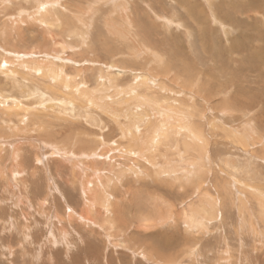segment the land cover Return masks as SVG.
Listing matches in <instances>:
<instances>
[{
  "label": "rangeland",
  "instance_id": "obj_1",
  "mask_svg": "<svg viewBox=\"0 0 264 264\" xmlns=\"http://www.w3.org/2000/svg\"><path fill=\"white\" fill-rule=\"evenodd\" d=\"M48 1L0 0V264H264V0H54L58 29ZM153 99L202 133L199 189L154 175L188 136L123 153Z\"/></svg>",
  "mask_w": 264,
  "mask_h": 264
},
{
  "label": "bare ground",
  "instance_id": "obj_2",
  "mask_svg": "<svg viewBox=\"0 0 264 264\" xmlns=\"http://www.w3.org/2000/svg\"><path fill=\"white\" fill-rule=\"evenodd\" d=\"M114 1V0H113ZM122 1H124V0H122ZM43 2H44V0H43ZM53 2H54V0H53ZM53 2H51V3H49V1H48V3H46V4H42V5H40L39 6V8L40 9H42V10H44V12L43 13H41L40 15H39V17L37 18V19H39V20H41L42 21V24H44V25H47V26H49V27H52V25H53V27H55L56 29H58V28H60L61 27V25H60V23L59 24H53L52 22H51V20L49 21L48 19L46 20L45 18H46V16L47 15H49V18L51 17L50 15V13H53V7H55L56 8V6H58V2H56V3H53ZM122 7H123V5H122ZM46 8V9H45ZM37 9V8H36ZM57 9V8H56ZM126 9V8H125ZM124 9V10H125ZM46 10V11H45ZM38 11V10H37ZM56 11V10H55ZM38 12H40V10L38 11ZM37 12V13H38ZM55 13V12H54ZM27 14V13H26ZM39 14V13H38ZM22 16V15H21ZM23 17V16H22ZM122 17H124L123 15H122ZM126 18H128V16L126 17ZM45 19V20H44ZM125 19V18H124ZM33 20V19H32ZM121 20V19H120ZM127 20H129V18L127 19ZM126 20V21H127ZM124 22V21H123ZM38 23V22H37ZM122 23V22H121ZM127 23V22H126ZM166 23V22H165ZM112 24V23H111ZM171 24V23H170ZM113 25V24H112ZM116 25V24H115ZM123 25H125V24H123ZM167 25H168V23H167ZM43 26V25H42ZM127 26V25H126ZM129 26V25H128ZM117 28V27H116ZM126 31V30H125ZM70 32V34L72 35V36H79V34L77 33V31H73V30H71V31H69ZM112 32H114V31H112ZM129 32V31H128ZM84 33V32H83ZM86 35V34H85ZM84 34H81V40H82V42H83V44L82 45H84V44H86V42L88 41L87 40V36H85ZM135 39V38H134ZM139 50H141L140 48H139V46H138V49H136L135 51H139ZM129 52V51H128ZM138 55H140V54H138ZM150 56L151 55H149V58H150ZM157 56V55H156ZM146 57V56H145ZM152 57V56H151ZM159 57V56H158ZM161 59V58H160ZM156 60V59H155ZM146 61V60H145ZM154 62V61H153ZM156 62H158V61H156ZM159 64V63H158ZM157 65V64H156ZM31 68H33V67H31ZM49 73V72H48ZM57 74V73H56ZM144 76V75H143ZM54 77V76H53ZM115 77V76H114ZM117 77V76H116ZM56 78V77H55ZM58 78V77H57ZM110 78V77H109ZM52 79V78H51ZM114 80V79H113ZM141 80V79H140ZM143 80H145V79H143ZM114 82V81H113ZM145 82H146V80H145ZM133 84V83H132ZM134 87V86H133ZM136 87V86H135ZM129 89V88H128ZM105 90V89H104ZM102 91V90H101ZM132 91V90H131ZM134 91V90H133ZM78 92V91H77ZM81 92V91H80ZM150 92H151V90H150ZM83 93V92H82ZM124 93V92H123ZM131 93V92H130ZM129 93V94H130ZM84 95H86V94H84ZM101 95V94H100ZM110 95V94H109ZM120 95V94H119ZM83 96V95H82ZM82 96H80V97H82ZM89 96V95H88ZM90 97V96H89ZM103 97V96H102ZM139 97V96H138ZM99 98V97H98ZM143 98V97H142ZM82 99V98H81ZM86 99H87V97H86ZM89 99V98H88ZM87 99V100H88ZM147 101V100H146ZM176 101H174V104L173 103H168V102H166V103H162V102H159V101H155L154 99H153V102L152 103H149L150 105H151V107L152 108H154L156 111H157V113L158 114H160L161 115V117L163 118V122H159L158 124H156V125H152V123H153V116H155L156 114L154 113L153 114V111H152V114H147L146 112V116H144L143 118L140 116L139 118L141 119L142 118V120L143 121H141L140 123H143L144 122V124L147 126V127H145L146 128V130H148L149 131V133H148V135L146 136V135H144V136H146V141L143 139V137H141L140 135H139V131H137L136 129H135V126L137 127V125H133V126H131V125H129V126H125V125H121L122 127H121V133L123 134V137H124V139H127L126 141H128V145L130 146L129 148V150L128 151H125V152H123L124 154H127V153H129V154H131L132 156L134 155V153H132V152H134V147L136 146L135 145V143H137V144H139L138 146H143V147H148V149H147V151H149V150H152L153 151V153L149 156V157H147L148 158V163H149V160L151 159V162L153 161V155H154V153L155 152H157V153H159L158 151L161 149V148H173V150H175L176 152H181L179 149H178V143H176L174 146H170V147H168L165 143L166 142H168V140L169 139H175V140H177V142H178V140L181 138V137H183L184 138V136H185V138L188 136L189 138L187 139V141L188 142H186V145L184 144L183 145V148H184V151L186 152V154H189L192 150H194V148L196 149V147H200V150L198 151L197 149H196V151H194L195 153V155H196V157H193L194 159H192V160H190V161H186L184 158H183V156H182V158L178 161V162H176V164L172 167V169L171 170H169L168 169V166H167V164L166 163H168V161H169V159H168V161L166 160L167 158L164 156V157H161V159L162 160H164V161H162V162H165V164L164 165H161L162 166V169H161V171L160 172H158V173H155L154 175H155V177H157V178H159V179H161V177H162V173H164L165 171L166 172H170V171H181V173L185 176V180L187 179H191V178H198L197 180H198V182L200 183H198L197 181V183H198V186L196 185V189H199L200 188V186H201V184H203L204 182H203V180H200V177L203 175V176H205V174L207 173V171H205L206 170V159H204V156H205V158H206V155H207V150H206V145H207V143H206V141H205V139L203 138V136L201 135L202 133H199V132H197V131H195V130H191V126H190V123H189V119L187 120V119H185V118H187L188 116H187V114L185 113V112H183V111H181L180 109V107L176 104V103H178V102H176ZM14 103V102H13ZM101 103V102H100ZM5 105V104H4ZM12 105V104H11ZM138 105V104H137ZM18 106V105H17ZM69 106H70V108H73L74 107V104H72V103H69ZM114 106V105H113ZM125 106V105H124ZM128 106V105H127ZM135 106V105H134ZM10 107V106H9ZM13 107V106H12ZM107 107V106H106ZM130 107V106H129ZM150 107V106H149ZM21 109V108H20ZM88 109V108H87ZM86 109V110H87ZM117 109V108H116ZM7 110H9V109H7ZM18 110V109H17ZM127 110V109H126ZM150 110V109H149ZM5 111V110H4ZM71 113H72V111H71ZM126 114V113H125ZM138 118V119H139ZM157 118V117H156ZM116 119V118H115ZM133 119V118H132ZM135 119V118H134ZM137 119V118H136ZM138 119H137V121H138ZM158 120V119H157ZM157 122V121H156ZM120 123V122H119ZM119 123H116V125L117 124H119ZM139 123V122H138ZM169 123H171V125H169ZM6 125H7V123H6ZM120 126V125H119ZM140 126V125H139ZM249 126V125H248ZM247 126V127H248ZM143 127V126H142ZM144 129V128H143ZM248 129V128H247ZM7 130V129H6ZM12 130H14V129H12ZM141 130H142V128H141ZM241 131V130H240ZM237 132H239V131H237ZM246 133V132H245ZM248 133V132H247ZM144 134V133H143ZM253 134V133H252ZM184 135V136H183ZM242 135V134H241ZM247 135V134H246ZM245 134H244V136H246ZM263 135V134H262ZM261 135V136H262ZM143 139V140H142ZM254 139V138H253ZM252 139V141L250 140L249 141V137L248 138H245V137H241V139H240V141H239V139H238V141H239V143H240V145H242L243 146V148H246L247 146H248V143H252L253 144V142H254V140ZM76 141V140H75ZM192 141H196L198 144H197V146H193V145H191V142ZM249 141V142H248ZM255 143V142H254ZM183 144V143H182ZM260 145V144H259ZM137 146V147H138ZM138 149V148H137ZM110 150V149H109ZM204 150V151H203ZM262 150H264V149H262ZM58 151V150H57ZM57 153V152H56ZM145 152H143V150H139L136 154H138V155H140V156H143V154H144ZM201 153H203L202 155H201ZM16 154V153H15ZM14 154V155H15ZM121 154V153H120ZM191 154V153H190ZM17 155V154H16ZM15 155V156H16ZM156 155V154H155ZM139 156V157H140ZM194 156V155H193ZM74 157V156H73ZM197 159H200V161H196ZM71 160V159H70ZM264 160V159H263ZM76 161V160H75ZM145 161H146V159H145ZM136 162V161H135ZM138 162V161H137ZM76 164V163H75ZM87 164H89V163H87ZM140 165V164H139ZM156 166V162H152L150 165H148L147 164V167H149V169L151 170V168L153 167H155ZM159 166V165H158ZM227 166V165H226ZM229 167H231V168H233V166H231L230 164H229ZM112 168V167H111ZM135 168V167H134ZM74 169H76V168H74ZM77 169H79V168H77ZM76 169V170H77ZM88 169V168H87ZM113 169V168H112ZM130 169V168H129ZM90 170H92L91 172L92 173H95V171H93V167H91V169ZM131 170H132V168H131ZM22 171V170H21ZM82 171V170H81ZM84 171V170H83ZM88 171V170H87ZM76 172H78V171H76ZM86 173V172H85ZM84 173V174H85ZM88 173V172H87ZM98 173V172H97ZM147 173V172H146ZM83 174V175H84ZM79 175V174H78ZM87 175H89V174H87ZM98 175H100V174H98ZM143 175H144V173H143ZM163 175H165V174H163ZM90 176H93L92 174L91 175H89V177ZM84 177V176H83ZM86 177V176H85ZM88 177V178H89ZM100 177V176H99ZM97 178H98V176H97ZM102 178V177H101ZM135 178H137V177H135ZM100 179V178H99ZM86 180H87V178H86ZM101 180V179H100ZM135 180V179H134ZM103 181V180H102ZM119 182V181H118ZM191 182V184H194V182L195 181H190ZM195 182V183H196ZM98 183H100L99 181H98ZM107 181H106V184L104 185V187L102 186V187H99V185L97 186V184H96V187L98 188V189H100V188H106L105 186H107ZM188 183V182H187ZM186 183V184H187ZM88 184V183H87ZM102 184H104L103 182H102ZM189 184V183H188ZM236 184V183H235ZM82 185H84V184H82ZM109 185V184H108ZM195 185V184H194ZM186 187H189V185L188 186H186ZM191 187V186H190ZM92 188V187H91ZM93 188H95V187H93ZM82 189V188H81ZM90 189V188H89ZM129 189V188H128ZM255 189V188H254ZM87 190V189H86ZM93 190V189H92ZM95 191H96V189H95ZM94 191V193L96 194V192ZM80 192H81V190H80ZM92 192V191H91ZM255 192H259V191H255ZM83 193H85V192H83ZM102 193V192H101ZM92 194H93V192H92ZM98 194V193H97ZM202 194V193H201ZM101 195V194H100ZM95 196V195H94ZM93 196V197H94ZM89 197V196H88ZM85 198V197H84ZM102 198V197H101ZM104 198V197H103ZM210 198V197H209ZM205 199H207V198H205ZM85 200V199H84ZM94 200V199H93ZM201 200V199H200ZM106 201V200H105ZM104 201V202H105ZM203 201V200H202ZM85 203L87 202L86 200L84 201ZM90 202V201H89ZM91 202H93V201H91ZM204 202V201H203ZM261 200H259V199H257V201H256V204L258 205V207H259V209H261V210H263L264 211V206L261 204ZM96 203V202H95ZM103 203V202H102ZM206 203H207V201H206ZM90 204V203H89ZM123 204V203H122ZM210 204V203H209ZM213 204V203H212ZM98 205V204H97ZM103 206H109L107 203H103L102 204ZM211 206V205H210ZM90 207V206H89ZM203 204H202V202L198 205V206H195V207H193V208H191L190 207V210H188V211H186L184 214H185V220H183V224H186L188 227H190V228H193V227H199V226H197V224L198 225H200V223H198V217L199 216H201L203 213H204V209H203ZM88 208V207H87ZM211 208V207H210ZM213 208V207H212ZM214 209V208H213ZM86 212V211H85ZM86 213H88V212H86ZM91 213V212H90ZM89 213V214H90ZM261 214H262V211H261ZM81 215V214H80ZM95 216V215H94ZM114 217V216H113ZM199 218H201V217H199ZM262 218H263V220H264V216H262ZM88 220V219H87ZM91 220H94V219H91ZM89 221V220H88ZM119 221H120V218H119ZM109 224H110V222H108ZM114 230V229H113Z\"/></svg>",
  "mask_w": 264,
  "mask_h": 264
}]
</instances>
